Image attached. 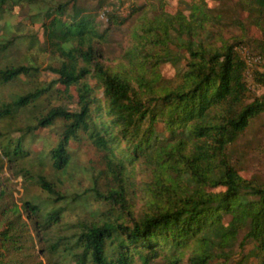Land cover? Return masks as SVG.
Masks as SVG:
<instances>
[{
    "label": "trees",
    "instance_id": "16d2710c",
    "mask_svg": "<svg viewBox=\"0 0 264 264\" xmlns=\"http://www.w3.org/2000/svg\"><path fill=\"white\" fill-rule=\"evenodd\" d=\"M106 1L97 0V8ZM239 2L260 37L245 30L223 38L213 8L194 3L189 18L162 11L143 25L113 63L104 53L110 29L135 10L120 21L103 11L108 26L100 31L91 9L76 0H0V19L20 7L39 25L50 59L45 66L12 59L14 38L3 23L0 87L24 88L0 100V120L12 125L21 117L14 145L9 137L0 141V264H43V258L48 264H244L248 242L255 264H264V180L247 176L243 154L232 148L264 112V72L248 67L235 49L244 43L264 58V0ZM171 44L184 51L185 67L167 79L160 63L177 56ZM43 71L56 77L40 80ZM58 121V142L44 154L53 171L22 167L15 174L28 176L43 196L17 198L4 157L25 159L26 138ZM75 139H87L100 153L105 183L101 189L95 178L88 188L97 195L92 206L70 190L68 144ZM139 169L148 171V181L135 211L129 185ZM70 205L83 213L68 218Z\"/></svg>",
    "mask_w": 264,
    "mask_h": 264
},
{
    "label": "rangeland",
    "instance_id": "374dc122",
    "mask_svg": "<svg viewBox=\"0 0 264 264\" xmlns=\"http://www.w3.org/2000/svg\"><path fill=\"white\" fill-rule=\"evenodd\" d=\"M78 6L91 9V15L97 20L98 28L100 31L108 26V16L103 11H112L117 15L120 21L124 17L130 16L127 22L117 26L114 24L109 32L108 39L104 44L105 58L109 61L116 63L117 60L124 55L133 40V35L139 28L153 21L161 16L162 11L165 14H175L182 12L187 18L190 17L191 6L194 3L206 8H213L209 13L220 19L221 25L218 26L217 34H220L223 38L232 40L233 37L239 36L245 30H247V36L260 37V30L254 26H250L247 19V11L242 7L239 0H107L106 7L103 9L97 8V0H76ZM137 8V9H136ZM24 8L14 7L8 13H3L0 19V34L1 26L5 22L11 33L13 39V48L9 55L12 59L17 61H26L27 59H33L39 65L45 66L49 63L50 59L48 54L43 51V38L39 25L31 24L28 18L25 16L26 12ZM28 14V13H27ZM104 14L106 18L101 15ZM240 20L242 26L236 22ZM140 32V31H139ZM34 37V38H33ZM31 38L33 42H31ZM170 47L173 52L177 54L175 58L167 62L162 60L160 63L161 73L167 79H174L176 72L185 67L184 51L178 50V48L171 44ZM237 52L247 62L248 67L257 68L259 71L264 72V58L252 51L247 47V44H239L235 47ZM56 76L49 72L43 71L40 80L50 81ZM250 72L247 74V80L253 89H257L251 83ZM23 84L17 86L1 85L0 87V100L10 101L15 95L21 94ZM257 93H262L261 89H257ZM74 98H76V91H72ZM55 102H59L55 100ZM69 109L74 108L73 104H68ZM19 116H25V113L19 114ZM18 124L9 125V122L0 120V141L4 137L12 139L11 145H14L17 138L20 136V132L17 131L19 124L21 123V117H17ZM61 122L58 121L53 127L39 128L34 132L33 138H26L25 144L28 145L29 152L26 154V158L19 161L9 162L4 157V174L11 179V183L15 185L13 188L18 189L15 192L17 198H28L31 194H37L43 196L42 191L38 186L32 183L28 176H22L21 174L15 177V174L20 171L22 167L33 169V172L37 170H46V173H51V161L44 157L52 147L58 142L57 132L60 130ZM158 131L164 132L163 124H157ZM166 136H169L165 132ZM4 143V142H3ZM2 143V144H3ZM26 148V147H25ZM24 148V149H25ZM233 149L239 154H243V169L247 176L254 175L259 180H264V112L250 121L248 128L238 139L233 143ZM69 153L71 154L72 169L71 174L73 180L69 181L70 190H76L82 192L94 205L95 200L93 198L97 195L88 189L92 187V182L97 178V184L104 188L105 179L100 174L102 169V162L100 153L97 152L93 146L87 141V139L70 140L68 144ZM3 151L0 146V155H3ZM11 168L9 169V167ZM148 171L144 169V173L141 169L131 176L130 188L133 189L135 197L134 210L137 211L141 207V200L139 199L142 193L143 181H148ZM15 177V178H14ZM129 193L133 197V194L129 190ZM70 210L67 212L68 218H74L76 215L83 213V208L79 205H70ZM228 218L225 217V220ZM36 248L42 254L41 244L37 241ZM245 259L244 264H255L256 255L254 254L253 243L248 242L245 244ZM43 264H48L43 258Z\"/></svg>",
    "mask_w": 264,
    "mask_h": 264
},
{
    "label": "built area",
    "instance_id": "2783aa9c",
    "mask_svg": "<svg viewBox=\"0 0 264 264\" xmlns=\"http://www.w3.org/2000/svg\"><path fill=\"white\" fill-rule=\"evenodd\" d=\"M101 16H102L103 18H106V17L104 16V14H102Z\"/></svg>",
    "mask_w": 264,
    "mask_h": 264
}]
</instances>
